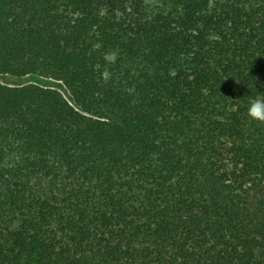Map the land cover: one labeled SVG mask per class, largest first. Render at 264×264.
Here are the masks:
<instances>
[{"label": "trees", "instance_id": "obj_1", "mask_svg": "<svg viewBox=\"0 0 264 264\" xmlns=\"http://www.w3.org/2000/svg\"><path fill=\"white\" fill-rule=\"evenodd\" d=\"M0 264H264V0H0Z\"/></svg>", "mask_w": 264, "mask_h": 264}, {"label": "clouds", "instance_id": "obj_2", "mask_svg": "<svg viewBox=\"0 0 264 264\" xmlns=\"http://www.w3.org/2000/svg\"><path fill=\"white\" fill-rule=\"evenodd\" d=\"M247 111L253 120L264 122V99H255L250 102Z\"/></svg>", "mask_w": 264, "mask_h": 264}, {"label": "rangeland", "instance_id": "obj_3", "mask_svg": "<svg viewBox=\"0 0 264 264\" xmlns=\"http://www.w3.org/2000/svg\"><path fill=\"white\" fill-rule=\"evenodd\" d=\"M0 82H2L3 84H6V85H11V86H15L16 84L20 83V82H15L14 80H12L9 77L0 78Z\"/></svg>", "mask_w": 264, "mask_h": 264}]
</instances>
